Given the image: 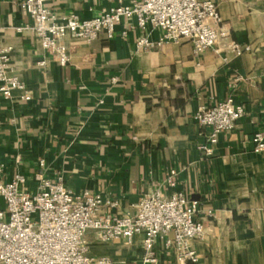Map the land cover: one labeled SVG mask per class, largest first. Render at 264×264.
Returning <instances> with one entry per match:
<instances>
[{
  "label": "crops",
  "instance_id": "crops-1",
  "mask_svg": "<svg viewBox=\"0 0 264 264\" xmlns=\"http://www.w3.org/2000/svg\"><path fill=\"white\" fill-rule=\"evenodd\" d=\"M19 1L0 0V47L11 46L8 71L23 84L10 98L0 95L3 180L21 173L36 190L38 176L61 177L73 191L118 199L112 210L120 212L133 211L140 196L157 189L183 191L213 212L205 236L190 242L197 264H264V150L256 152L252 142L264 129V0H216L229 34L201 53L187 41L137 51L141 32L123 19L112 37L101 33L87 42L67 34L65 65L33 30L17 31L32 22ZM131 1L47 5L58 15L89 19ZM232 41L252 49L237 53ZM228 96L246 114L220 134L212 156H202L198 146L210 127L196 114ZM171 170L175 187L166 182ZM89 240L90 253L111 264H144L142 235L132 243L101 242L92 233ZM156 251L158 261L146 264H179L162 239Z\"/></svg>",
  "mask_w": 264,
  "mask_h": 264
},
{
  "label": "built area",
  "instance_id": "built-area-1",
  "mask_svg": "<svg viewBox=\"0 0 264 264\" xmlns=\"http://www.w3.org/2000/svg\"><path fill=\"white\" fill-rule=\"evenodd\" d=\"M47 2L20 0L18 5L32 22L19 26L17 31L33 30L44 49L61 65L70 61L62 43L67 34L87 42L101 33L112 37L123 19L141 32L136 39L137 51L154 49L165 42L187 41L201 53L217 46L229 34L221 24L216 0H132L89 19L75 14L58 15ZM155 30L161 32L157 38L152 36ZM230 46L237 53L252 49L234 41ZM11 58V46L0 47V95L5 98L23 88L20 79L8 71ZM38 63L44 65L45 61ZM22 98L29 101L31 95L25 92ZM245 114L246 107L235 103L233 96L202 106L196 118L210 127L206 142L198 146L202 156H212L220 134L233 130ZM252 142L256 152L264 150V129L254 133ZM39 163L45 165L43 159ZM2 171L0 165V198L4 201L0 204V264H111L110 257L90 253V233L97 241L126 243L142 235L144 264L158 261L156 245L160 239L179 264L199 261L190 242L205 236L204 221L213 212L183 191L166 195L157 189L140 196L132 204L133 211L120 212L112 210L119 206L118 199L87 189L73 191L61 177L52 180L38 176L36 190H31L23 174L4 181ZM176 175V170L170 171L166 179L169 186L175 187Z\"/></svg>",
  "mask_w": 264,
  "mask_h": 264
}]
</instances>
